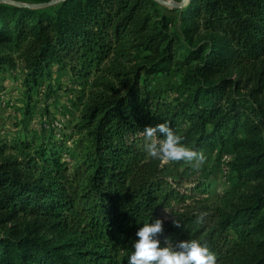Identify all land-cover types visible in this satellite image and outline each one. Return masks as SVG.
<instances>
[{
	"label": "trees",
	"instance_id": "trees-1",
	"mask_svg": "<svg viewBox=\"0 0 264 264\" xmlns=\"http://www.w3.org/2000/svg\"><path fill=\"white\" fill-rule=\"evenodd\" d=\"M15 51L26 117L55 66L79 88L78 119L32 157L0 162V226L32 221L63 239L9 231L0 264H127L137 230L158 218L162 246L194 239L217 264H264V0L0 2V75ZM170 73L180 91L151 81ZM58 89L48 84L44 102ZM165 121L217 154L221 194L190 164L148 155L144 129Z\"/></svg>",
	"mask_w": 264,
	"mask_h": 264
},
{
	"label": "rangeland",
	"instance_id": "rangeland-1",
	"mask_svg": "<svg viewBox=\"0 0 264 264\" xmlns=\"http://www.w3.org/2000/svg\"><path fill=\"white\" fill-rule=\"evenodd\" d=\"M40 1L42 0H0V2H18L27 5H38L41 3ZM59 1L57 0L54 3ZM163 1L168 2L161 4L169 9L189 2V0ZM10 56L13 59L14 68L0 75V146H4V153L0 158V162L3 160L10 162L22 161L32 157L34 146H37L42 139L48 142L53 134L54 139L60 140L58 133L65 136L69 135L72 124H75L78 119L77 106H73V102L75 91L79 88L69 80L64 70L56 69L55 66H52L50 77L44 79V82L42 81L39 90L33 88L31 92L33 110L30 117H26L24 114L26 99L23 92V60L20 58L19 51L11 52ZM151 81L154 85L163 86L173 92L182 89L178 75L174 73L156 75L152 77ZM48 84L56 89L61 88L56 91L51 100L45 103L44 94ZM46 105L47 108L44 111ZM76 139L77 136L73 140L70 138L65 139V146L67 148L74 147ZM23 142L30 144L32 148L24 147ZM203 153L206 160L201 166L195 167V162L190 164L192 175L205 178L208 174V180L213 185L210 190L211 193L213 195L221 194L227 186H225L226 180L223 173L216 169V165L219 164L216 158L217 154L215 152L208 154L205 151ZM32 225H34L32 221L18 220L10 222L0 226V237L7 236L9 231H11L12 236L17 237L23 232L34 229L38 233H44L53 243L63 240L58 235L44 232V229L35 228Z\"/></svg>",
	"mask_w": 264,
	"mask_h": 264
},
{
	"label": "clouds",
	"instance_id": "clouds-1",
	"mask_svg": "<svg viewBox=\"0 0 264 264\" xmlns=\"http://www.w3.org/2000/svg\"><path fill=\"white\" fill-rule=\"evenodd\" d=\"M147 142L144 149L153 159L164 163L183 161L201 166L206 156L181 143V136L176 134L168 122H162L144 129ZM164 233L162 219L144 223L136 232L133 242L134 251L129 255L127 264H217V255L206 244L198 240H181L174 245L162 246L161 235Z\"/></svg>",
	"mask_w": 264,
	"mask_h": 264
},
{
	"label": "water",
	"instance_id": "water-1",
	"mask_svg": "<svg viewBox=\"0 0 264 264\" xmlns=\"http://www.w3.org/2000/svg\"><path fill=\"white\" fill-rule=\"evenodd\" d=\"M56 1L57 0H51V1H48L46 3H42V4H38V5H27V4H22V3H18V2H12V3L19 4V5H27V6H31V7H37V6H42V5L53 4ZM156 1H158L159 3H168V2L163 1V0H156Z\"/></svg>",
	"mask_w": 264,
	"mask_h": 264
}]
</instances>
